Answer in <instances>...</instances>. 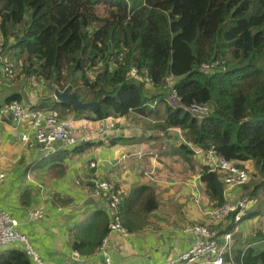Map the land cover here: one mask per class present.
Returning <instances> with one entry per match:
<instances>
[{
	"label": "trees",
	"instance_id": "1",
	"mask_svg": "<svg viewBox=\"0 0 264 264\" xmlns=\"http://www.w3.org/2000/svg\"><path fill=\"white\" fill-rule=\"evenodd\" d=\"M0 37L24 80L49 83L50 97H41L35 108L51 102L52 109L93 121L136 113L155 120L164 135L170 129L185 133L188 143L171 151L189 165L188 172L195 171L193 148L213 151L246 170L249 179L235 190L257 206L236 222L235 212L228 215L220 232H234L239 223L264 213V0H0ZM67 85L80 101L100 104L79 111L55 101L53 86ZM173 94L175 105L168 102ZM14 100L21 102L22 95L11 94L3 105ZM193 105L206 107L208 114L195 118L189 111ZM130 139H112L108 145ZM98 143L68 153L82 155ZM200 168L210 208L222 205L221 174ZM88 173L85 185L91 190L96 176L94 169ZM153 190L143 184L133 188L139 196L129 207L154 210ZM96 218L87 233L75 232L71 248L76 252L91 254L100 246L108 219ZM248 245L243 264H264V248H259L264 244ZM241 250L235 251L236 262ZM0 264L32 263L17 245L0 251Z\"/></svg>",
	"mask_w": 264,
	"mask_h": 264
},
{
	"label": "crops",
	"instance_id": "2",
	"mask_svg": "<svg viewBox=\"0 0 264 264\" xmlns=\"http://www.w3.org/2000/svg\"><path fill=\"white\" fill-rule=\"evenodd\" d=\"M9 83L11 81L0 79V97ZM27 83L25 90L29 89ZM31 96L32 92L27 91L21 102L31 106L42 103L41 96L36 99ZM45 96L50 97V92L46 91ZM3 103H0V111ZM42 105L43 108H50L52 103ZM70 117L74 119L76 129L81 130L79 134L91 132L96 127L93 121L91 123L80 118L81 122L77 123L76 118ZM110 119L117 123L113 135L110 134L86 153L69 154L72 148H60L58 151L62 152L57 151L56 156H43L25 144L23 136L28 135V129H13L12 123L0 113V170L5 173V180L0 185V207L18 220V230L26 235L32 247L48 263L79 264L73 255L76 250L71 248L75 232L87 233L88 228L92 227L90 219L93 216L97 217V221L101 217L109 218L104 195H93L85 185L90 171L89 161L97 162L94 175L112 182L122 195L121 218L129 234L123 236L112 232L107 236L106 252L113 264H151L180 254L192 243V236L182 233L183 226L204 221L203 212L210 209L200 183L202 174L198 170L204 166L203 158L194 152L191 165L195 171L188 172L191 169L187 163L172 157L171 149L184 143L174 134L178 129H170L168 136L155 127L157 131L139 133L133 132L129 118ZM121 137L133 139L108 145L112 139ZM122 156L125 157L121 159ZM151 170L150 179L145 178L143 172ZM26 173H30L31 177L26 178ZM140 184L154 189L158 204L150 212H144L137 206L129 207L135 204L139 196L132 190ZM54 193H59L61 197L52 198ZM198 195L206 199L205 203L199 201L200 205L194 204L192 199H198ZM238 199L240 194L237 190L228 193V201ZM37 208L42 209V216L30 221L27 210ZM256 217L262 226L264 213ZM255 220L239 223L233 233L234 239L241 230L243 233L248 231ZM147 228H151L148 234ZM253 233L250 231V236ZM243 241L248 243L247 239ZM78 254L83 264L102 262L103 255L97 249L91 254Z\"/></svg>",
	"mask_w": 264,
	"mask_h": 264
},
{
	"label": "built area",
	"instance_id": "3",
	"mask_svg": "<svg viewBox=\"0 0 264 264\" xmlns=\"http://www.w3.org/2000/svg\"><path fill=\"white\" fill-rule=\"evenodd\" d=\"M0 64H4L5 73L11 72L13 64L3 56V38L0 37ZM131 76H136V69H131ZM150 82L148 78L144 79ZM168 80V79H167ZM177 100L173 94L168 102L175 105ZM191 115L197 119L205 117L209 109L203 106L193 105L189 108ZM12 123L13 129L26 128L28 135L23 136L25 144L40 155L48 156L55 154L60 148H74L90 141L89 133L77 134L75 121L70 117L68 109L62 108H35V106L25 105L17 100L5 105L0 111ZM110 118L98 119L95 135L99 138L107 137L108 133L116 128V123ZM104 137V138H105ZM103 138V139H104ZM195 154L202 157L209 171L219 172L224 187V195L244 184L248 179V172L223 157L218 156L213 151H203L194 149ZM91 168L96 167V163L90 162ZM30 173H26V178H30ZM5 180V173L0 170V185ZM94 188L92 194L102 196L108 201L110 210L109 231L126 235L122 228L120 216L118 214L119 195L117 191L111 188L110 184L91 180ZM110 191V192H109ZM249 199L242 197L235 202H225L222 205L210 208L208 211V225H191L184 228V233L192 236L191 245L180 254L165 258L152 264H243L244 250L249 246L242 248L239 254V260H235L234 237L230 231L220 232V229H210V226H216L221 223L228 215L235 212L233 221L240 219L241 213L246 210ZM247 205V206H246ZM42 209H28L27 217L30 221L39 219L42 216ZM192 224V223H191ZM224 224V222L222 223ZM264 225V224H263ZM262 225V226H263ZM222 229V228H221ZM264 229V228H263ZM103 239L98 249L102 254L101 264H113L106 252L107 236ZM264 234V233H263ZM20 245L24 252L29 256L32 264H51L44 261L39 253L32 247L26 235L18 230V220L10 213L0 207V251L10 249ZM73 255L77 257V262L83 264L82 257L74 251Z\"/></svg>",
	"mask_w": 264,
	"mask_h": 264
},
{
	"label": "rangeland",
	"instance_id": "4",
	"mask_svg": "<svg viewBox=\"0 0 264 264\" xmlns=\"http://www.w3.org/2000/svg\"><path fill=\"white\" fill-rule=\"evenodd\" d=\"M3 56L8 60V61H10L12 64H13V68H12V70H11V72L9 73V72H7V73H5V71H4V64H0V79L2 80V78H4L5 80H8V81H11V83H9L10 85L8 86V87H6V91L3 93V94H1V97H0V103H3V100H4V98L5 97H8V96H10L11 94H13V93H20L21 95H22V97H25L26 96V92L27 91H31L32 92V96H31V98L32 99H36V98H40V96L41 97H45V92L47 91V92H50V88L48 87L49 86V83H47V82H44V81H40V83H39V85H38V82L39 81H35V78L33 79H28V81H26V80H20V78L22 77V78H24V75L23 74H21L20 73V67H19V65L18 66H16L15 64H14V62H13V60L11 59V58H9V55L5 52V50H4V52H3ZM28 82V83H27ZM26 83L29 85V89H27V90H25L26 88H28L27 87V85H26ZM42 87H41V86ZM42 91V92H41ZM40 93H41V95H40ZM50 102H47V104H49ZM156 103V102H155ZM154 103V104H155ZM3 105V104H2ZM131 114H129V116L128 115H126V116H124V118L125 119H128L129 120V125H132L133 126V132H139V133H141V132H148V133H151L152 131H157V130H154V125L156 124V123H154V122H156L155 120H146V119H144V118H142V117H139V116H137L136 114H134V113H132V112H130ZM72 117L73 118H76V121H77V123H80L81 121L79 120L80 119V117H78L77 116V114H72ZM78 118V119H77ZM87 118V117H86ZM86 118H83V119H85V120H87V121H89V122H91V121H93V120H88V119H86ZM134 119H137V120H134ZM109 120H111V119H109ZM112 121V120H111ZM93 122H95V124H96V127L91 131V132H87V133H89L90 134V136H91V139H90V141L89 142H95V143H98V142H103L106 138H108V136L111 134V136L113 135V133H112V131L110 132V133H108L107 135V137H102V138H99V137H97L96 135H95V132H96V130H97V121L95 120V121H93ZM113 122V121H112ZM132 122H134V124H131ZM92 123V122H91ZM116 123V122H115ZM117 129V123H116V128L113 130V131H115ZM83 130V129H82ZM151 131V132H150ZM76 132H77V134H79L80 132H81V130H77L76 129ZM84 132H86V131H83L82 133H84ZM81 133V134H82ZM175 134V136L179 139H181L184 143H188L187 142V137L185 136V133L183 132V131H181L180 129H178L177 131H176V133H174ZM104 138V139H103ZM48 156H51V155H48ZM125 156H122V158L121 159H123ZM175 157V156H174ZM90 162H93V163H96V167L95 168H91L90 166H89V163ZM89 163H88V167L90 168V169H96L97 168V162H95V161H89ZM204 166H207L205 163H204ZM208 167V166H207ZM200 167H199V171H200ZM251 173H254L255 172V168L253 167V166H251L250 167V170H249ZM152 173H153V171L151 170V171H144L143 172V175H144V177L146 178H148V179H150V177H151V175H152ZM93 179H96L97 181H103V182H106V183H108V184H110V186H111V188H112V186H113V183L112 182H110V181H107V180H104V179H101V178H93ZM92 180V179H91ZM91 180H90V182H91ZM92 189L94 190V188H93V186L91 187V191H92ZM110 192V191H109ZM120 192V190L119 191H117V194L119 195V204H118V208L120 207V205H121V201H122V195L119 193ZM261 192H263V188H259V193H260V195L262 194ZM229 193V192H228ZM227 198H228V194H226V195H224V199L226 200L225 202H230V201H228L227 200ZM240 198H242L241 196H240ZM205 200L206 199H204L203 197H202V195L200 196V195H198V199H192V201L194 202V204L195 205H200L201 203L199 202V201H201V202H203V203H205ZM237 201V200H236ZM251 205H254L253 207H251ZM247 206V205H246ZM255 206H257L256 204H255V201H250L249 200V203H248V206H247V208H246V211L248 210V211H251ZM208 207H210V206H208ZM120 209V208H119ZM208 209H206V211H204L203 212V218H204V221H201V222H193L192 224L191 223H187V224H185L184 226H183V228H182V233L183 234H185L184 233V228H187V227H189V226H191V225H200L201 223H204V225H208V223H206V221H208ZM242 215V214H241ZM240 215V216H241ZM255 221L252 223V225H251V227L250 228H248V231H246L245 233H243V230H241L240 231V234L235 238V239H233L234 240V244L237 246V249H239V248H243V247H245L248 243H246L245 244V241H243L244 239H247V241L250 243V246H257V245H259V244H264V225L263 226H261L260 225V219L258 220V218L257 217H255ZM223 222H221V223H219V224H221V226L220 227H217V226H210V229H221L222 228V224ZM240 224H242V223H240ZM218 225V224H217ZM259 226H260V228H259ZM237 227V226H236ZM236 227H235V229H236ZM123 228V227H122ZM124 229V228H123ZM256 230H258V231H260V233H261V235H262V237H258V236H256L257 235V233H256ZM124 231L126 232V234H129V232L126 230V229H124ZM151 231V228H147L146 229V234H148L149 232ZM235 231V230H234ZM250 231L251 232H254L253 234H252V236H250ZM234 233V232H233ZM233 233H232V238H233ZM243 233V234H242ZM241 236V237H240ZM257 239V240H256ZM260 241V242H259ZM259 242V243H258ZM241 244H244V245H242L241 246ZM259 248H264V245H260V247ZM258 248V249H259ZM167 258V257H166ZM165 259V258H164ZM152 264V263H151Z\"/></svg>",
	"mask_w": 264,
	"mask_h": 264
},
{
	"label": "water",
	"instance_id": "5",
	"mask_svg": "<svg viewBox=\"0 0 264 264\" xmlns=\"http://www.w3.org/2000/svg\"><path fill=\"white\" fill-rule=\"evenodd\" d=\"M53 99L57 102H68L76 110H87L88 108L97 106L100 104L98 102H82L78 99V96L70 91V86L67 85L64 89H59L57 86H53Z\"/></svg>",
	"mask_w": 264,
	"mask_h": 264
},
{
	"label": "clouds",
	"instance_id": "6",
	"mask_svg": "<svg viewBox=\"0 0 264 264\" xmlns=\"http://www.w3.org/2000/svg\"><path fill=\"white\" fill-rule=\"evenodd\" d=\"M31 175V174H30ZM105 201H106V205H107V208H108V213H109V218H108V225H107V232H106V234L104 235V236H106L108 233H112V232H110L109 231V222H110V210H109V206H108V201L105 199ZM118 214H119V216H120V220H121V225H122V227L124 228V229H126L125 228V226L123 225V223H122V218H121V212H120V209L118 208ZM127 230V229H126ZM117 233V232H116ZM120 234V233H119ZM124 236V235H123ZM102 242V241H101ZM248 245V244H247ZM246 245V246H247ZM100 247V246H99ZM99 247L97 248V250L99 249Z\"/></svg>",
	"mask_w": 264,
	"mask_h": 264
}]
</instances>
